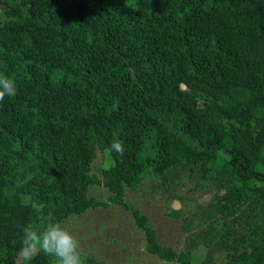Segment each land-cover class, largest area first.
Returning <instances> with one entry per match:
<instances>
[{
  "label": "trees",
  "instance_id": "1",
  "mask_svg": "<svg viewBox=\"0 0 264 264\" xmlns=\"http://www.w3.org/2000/svg\"><path fill=\"white\" fill-rule=\"evenodd\" d=\"M97 148L113 161L101 179ZM178 166L213 173L224 192L204 214L201 264L218 251L264 264L252 212H264V0H0V264L37 242L26 264H78L61 251L62 222L109 204L131 214L147 253L195 264L194 240L162 246L125 201ZM97 185L107 202L88 196ZM217 213L249 233L226 241Z\"/></svg>",
  "mask_w": 264,
  "mask_h": 264
},
{
  "label": "rangeland",
  "instance_id": "2",
  "mask_svg": "<svg viewBox=\"0 0 264 264\" xmlns=\"http://www.w3.org/2000/svg\"><path fill=\"white\" fill-rule=\"evenodd\" d=\"M204 101V97L200 96L199 106ZM112 164L108 152L97 148L91 175L101 179V170ZM167 174L168 184L163 186H158L154 176L142 177L134 189H126L125 201L147 216L162 246L181 252L194 240L196 249L193 260L195 264H201L205 248L198 237L204 236L210 223L204 214L208 204L215 202V196L224 192L213 182V173L203 174L197 167L178 166L168 170ZM88 196L107 202L110 194L105 187L97 185L89 188ZM28 202L29 198L24 197L23 203ZM171 210L179 215H170ZM243 211H246L245 207H241ZM252 212L257 220L264 218V212L258 209ZM215 216L214 225L228 242L250 231V227L234 222L233 217L226 218L219 213ZM59 237L63 242L61 251L73 254L78 264H85L88 258L105 264H176L164 262L147 253L144 234L135 226L131 214L112 204L69 217L60 226ZM39 246L37 242L21 251L16 258L17 264H26L35 256ZM229 263L230 257L225 251L214 253L213 264ZM51 264L62 262L59 257H54Z\"/></svg>",
  "mask_w": 264,
  "mask_h": 264
}]
</instances>
